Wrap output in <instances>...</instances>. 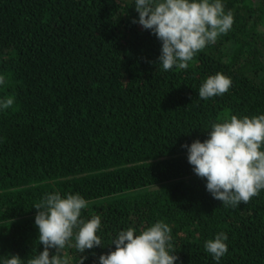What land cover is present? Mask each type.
<instances>
[{"label":"trees","instance_id":"trees-1","mask_svg":"<svg viewBox=\"0 0 264 264\" xmlns=\"http://www.w3.org/2000/svg\"><path fill=\"white\" fill-rule=\"evenodd\" d=\"M221 2L232 28L188 69L163 71L161 42L132 23L135 0H0V100L15 97L0 109V264L43 252L34 205L57 192L88 201L80 219L101 217L102 246L66 247L71 264H99L119 231L156 222L176 264H217L204 245L220 232L219 264H264V189L224 207L182 147L233 115H264V0ZM216 73L230 89L200 99Z\"/></svg>","mask_w":264,"mask_h":264},{"label":"clouds","instance_id":"clouds-1","mask_svg":"<svg viewBox=\"0 0 264 264\" xmlns=\"http://www.w3.org/2000/svg\"><path fill=\"white\" fill-rule=\"evenodd\" d=\"M135 10L139 19L132 23L151 30L161 42L158 65L163 71L174 66L188 69L195 55L226 34L234 23L232 12H225L221 0H135ZM5 83L6 77L0 75V85ZM231 85L230 78L216 73L201 85L198 95L207 100L225 94ZM14 103V96H6L0 100V109L12 108ZM208 136L204 142L196 140L191 146H182L187 149L194 173L207 181L206 190L224 207L247 204L264 189V115L242 119L233 115L222 123H214ZM87 206L88 201L79 194L62 198L58 192L46 194L35 204V225L44 250L27 264H71L66 247H74L80 254L101 247L97 235L101 217L92 216L87 222L80 219ZM170 233L171 228L164 222L142 229L139 235L135 228L119 231L112 241L115 251L101 255L99 264H176L180 258L175 252L170 254ZM227 240V234L220 232L205 242V251L217 264L228 253ZM51 249L55 254H50ZM8 257L3 264H22L19 255ZM87 259L80 255L79 264H85Z\"/></svg>","mask_w":264,"mask_h":264}]
</instances>
